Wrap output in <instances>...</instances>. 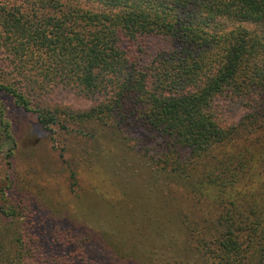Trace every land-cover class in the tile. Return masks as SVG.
Segmentation results:
<instances>
[{
  "label": "trees",
  "instance_id": "obj_1",
  "mask_svg": "<svg viewBox=\"0 0 264 264\" xmlns=\"http://www.w3.org/2000/svg\"><path fill=\"white\" fill-rule=\"evenodd\" d=\"M0 47L11 67L0 89L15 107L64 127L66 110L45 96L63 87L90 99L72 120L113 129L152 177L199 204L169 190L178 202L163 208L205 262L264 264V0H0ZM232 108L244 111L237 123L224 121ZM8 193L0 262L22 264L23 245L34 264H116L69 231L39 248L31 201L14 240Z\"/></svg>",
  "mask_w": 264,
  "mask_h": 264
},
{
  "label": "rangeland",
  "instance_id": "obj_2",
  "mask_svg": "<svg viewBox=\"0 0 264 264\" xmlns=\"http://www.w3.org/2000/svg\"><path fill=\"white\" fill-rule=\"evenodd\" d=\"M7 61L0 47L1 83L11 80L3 77L5 71L11 72ZM45 100L66 110L64 127L42 125L35 112L15 107L0 89L2 119L11 123L6 131L0 118V205H8L2 196L7 189L18 211L13 239L24 230L23 206L31 201L44 221L33 230L39 236L35 245L41 249L58 231H69L70 238L80 241L90 258L106 254L116 264L174 260L208 264L188 245L181 224L163 208L169 201L178 202L172 200L173 194L182 195L183 204L190 209L199 204L174 182L152 177L132 142L124 143L113 129L93 119L72 120L75 113L91 107L90 99L56 87ZM243 112L228 109L224 121L237 123ZM156 189L161 194H156ZM4 219L0 211L1 229ZM20 250L21 263L34 264V253L23 245Z\"/></svg>",
  "mask_w": 264,
  "mask_h": 264
}]
</instances>
